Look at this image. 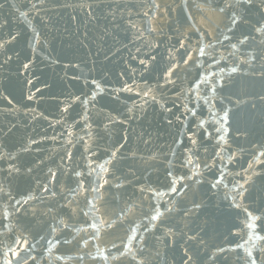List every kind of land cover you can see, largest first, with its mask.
Returning <instances> with one entry per match:
<instances>
[{
  "label": "water",
  "instance_id": "95a60500",
  "mask_svg": "<svg viewBox=\"0 0 264 264\" xmlns=\"http://www.w3.org/2000/svg\"><path fill=\"white\" fill-rule=\"evenodd\" d=\"M36 3L0 0V264H264V0Z\"/></svg>",
  "mask_w": 264,
  "mask_h": 264
},
{
  "label": "snow or ice",
  "instance_id": "6c2138e0",
  "mask_svg": "<svg viewBox=\"0 0 264 264\" xmlns=\"http://www.w3.org/2000/svg\"><path fill=\"white\" fill-rule=\"evenodd\" d=\"M39 4H40V0H37V3H36L35 5H33V8H38ZM84 10H85V11H89L90 9H89V8H84ZM24 15H27V14L24 13ZM239 22H240V17H238V16H236L235 14H233V16H232V21H231L232 25L235 26V25H236L237 23H239ZM229 31H232V29L230 28ZM254 31H255L256 33L260 34L261 36H264V24H261L259 27L255 28ZM224 39H225V40H229L230 38H229L228 36H225ZM15 40H16V36H15V35H11L10 38H9L8 40H6V41H4V40H0V50H4V49H6V48H7L9 45H11ZM254 42H255V41L253 40L252 43H254ZM238 44L241 45V46H249V47H250V46H251V43L249 42V36L245 35L243 39H239V40H238ZM231 46H232L233 48H236V47H237L236 44H233V45H231ZM199 53H200V55H203V54H204V49L201 48V49L199 50ZM9 59H11V57H9ZM185 62H186V61H185ZM141 63H144V62L142 61ZM30 66H31V62H29V63H27V64H23L22 67H23V70L27 72V71L30 70ZM237 70H238V69L235 68V67L232 69L233 72H236ZM260 71H261L262 77H264V67H261ZM169 74H171V73H169ZM28 83H31V81H28ZM197 87H198V85H197ZM127 90H128V91H131L132 89L129 88V89H127ZM36 91H41V89L37 88ZM145 95H147V93H145ZM33 98H34L33 95H29V96L27 97V99H29V100H32ZM85 103H86V101H85ZM227 117H228V113H227V111H226V112L224 113V120H227ZM201 123H203V122H201ZM220 130H221V129H217L218 132H219ZM221 140H223V137H221ZM112 155L114 156L115 154L113 153ZM187 164L192 165V164H193V161L189 159V160L187 161ZM101 167H103V166H101ZM195 167L198 168L199 165L196 164ZM15 170H16V169H13V171H15ZM75 175H76L77 177H80V176H81V173L76 172ZM183 180H184V177H179V178H175V177H173V178H172V182H171V184H170V186H169V194H170V195H171V194L179 195L181 192L184 191L185 188H187L188 185H187V184H183ZM220 182H221V181L218 180V181H217V184H219ZM177 185H180L179 189L177 188ZM212 186H213V187H216V184H213ZM41 187H43V185H42ZM45 191H50V189H45ZM245 191H246V189L244 188V186H243V185H240V186L238 187L237 197H242ZM31 199H33V198H32V197H28L27 199L21 198V199H19V200H16V201H15V204H16L17 206H19V205H21V204H25V205H26V204H28V201L31 200ZM234 199H235V198H234ZM237 206H239V205H237ZM194 207H195V208H198L199 205H194ZM14 211H15V209H14ZM166 211L171 212L172 209H170V208H166ZM162 215H163V213L159 210L158 207H156L155 215H153V216L151 217V220H152V221H155V220L159 219ZM248 216H249V218H250L251 221H255L256 219H259V217H253L251 213H248ZM0 224H2V222H0ZM111 226H112L111 223H109V227H111ZM91 227L95 228L96 225L93 223V224H91ZM247 227H248L249 229H254L255 224H254V223H248V224H247ZM5 231H8V229H5ZM255 238H256V239H264V237H259V236H256ZM133 239H135L137 245H139V244L141 243V241H142L143 238H142V237H137L135 234H133L131 237H129V242H130L131 240H133ZM193 239H194V237H193ZM251 239H253V237L250 235V236H249V240H251ZM12 240H13V244H14V245H18V246L20 247L21 252H20V253H17V252L15 251V249H14L13 247L10 246V247H9V252L12 253V256H13L15 259H6V260L4 261V264H25V262H26L28 259L31 258L30 248L33 247V246H32V245H29L28 247H24V243H26V241H25L24 243H22V242L20 241V239H19L18 237H16L14 234H13ZM85 243H87V241H85ZM245 243H247V241H245ZM113 247H116V245H113ZM237 247H238V248H243L244 245H243V244H241V245H237ZM118 250H119V249H118ZM221 251H223V249H221ZM247 252H248V258H249L250 264H256V257H253V256H252V252H251V250L248 249ZM121 255H122V256L131 255L132 260L135 262V264H144V261H142V260H141V261H137V260H136V253H135L131 248H129L127 245L124 246V251L121 252ZM140 255H141V256L144 255V249H141V250H140ZM106 258H107V257H105V259H106ZM189 259H190V258H189Z\"/></svg>",
  "mask_w": 264,
  "mask_h": 264
}]
</instances>
